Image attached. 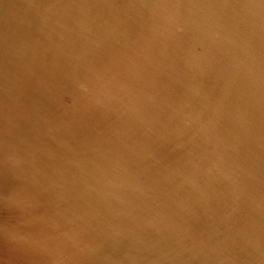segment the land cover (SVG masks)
I'll list each match as a JSON object with an SVG mask.
<instances>
[{"label": "water", "instance_id": "95a60500", "mask_svg": "<svg viewBox=\"0 0 264 264\" xmlns=\"http://www.w3.org/2000/svg\"><path fill=\"white\" fill-rule=\"evenodd\" d=\"M0 264H264V0H0Z\"/></svg>", "mask_w": 264, "mask_h": 264}]
</instances>
